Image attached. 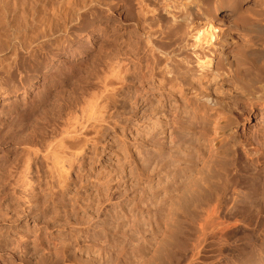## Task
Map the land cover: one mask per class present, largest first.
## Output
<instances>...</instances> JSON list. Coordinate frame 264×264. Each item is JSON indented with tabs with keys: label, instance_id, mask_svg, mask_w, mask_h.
<instances>
[{
	"label": "rangeland",
	"instance_id": "374dc122",
	"mask_svg": "<svg viewBox=\"0 0 264 264\" xmlns=\"http://www.w3.org/2000/svg\"><path fill=\"white\" fill-rule=\"evenodd\" d=\"M21 1L0 0V189L17 193L0 194V264H20L23 245L26 264H264V102L226 118L146 77L143 59L97 72L88 31L43 57ZM214 205L224 233L201 228Z\"/></svg>",
	"mask_w": 264,
	"mask_h": 264
},
{
	"label": "bare ground",
	"instance_id": "6f19581e",
	"mask_svg": "<svg viewBox=\"0 0 264 264\" xmlns=\"http://www.w3.org/2000/svg\"><path fill=\"white\" fill-rule=\"evenodd\" d=\"M22 1V4H25V1ZM28 1L26 4L29 3V12H25L30 15V23L28 24L27 21L25 24L31 30V40L38 42V45H46L49 48L58 47L59 51H66L71 43L73 44L85 32L94 33L98 47L94 56L96 59L94 64H97L94 69L97 67L99 69L97 72H100L102 67H108L110 74L113 75L115 73L112 69L113 64L120 57L143 59L146 77H160L161 80L172 84L173 88L184 94L187 93L195 103L203 105L208 110H213L215 115L221 113L225 117L226 112L233 109V103L235 104L233 107L237 108L241 103L254 105L264 102V73H260L258 69V73L253 72L259 62L258 68L264 64L261 63L264 62V11L258 17L246 15L244 12L247 8L242 11L241 0ZM246 2L248 1H244ZM26 4L21 6H26ZM46 46L42 49L48 48ZM128 47L132 48L130 53H128ZM49 48L45 51L40 49L42 51L40 54L43 57L49 56L52 52ZM34 60L36 68L40 63L39 60ZM120 71L119 76L120 74L125 76L128 72L124 68ZM113 83L111 80L103 83L104 90L101 87L102 92L99 94L101 98L104 97V93L112 94L113 91H118L117 85ZM121 87H118L120 91L124 86ZM64 145L65 140L62 137L59 142L50 145L49 149L57 151L58 148L64 149ZM30 161L25 162L28 163L24 167L27 171ZM57 171L61 175V169ZM8 175L5 177H9ZM10 178H8L9 182ZM25 182H21L24 183L23 188L31 185ZM8 187V192L12 191L11 195L2 194L1 191L5 190L2 187L0 194L7 197L9 195L13 201L17 193L14 188L10 190ZM26 192L24 190L23 193ZM220 199L219 196L216 198L217 201ZM11 201L6 206L9 209L12 208ZM219 212L220 207L214 205L201 228L205 230L206 225L212 223L217 230L224 233L228 228L227 217L226 215L220 217ZM28 253L27 246L23 245L18 257L20 264H26ZM12 255L16 256L14 253Z\"/></svg>",
	"mask_w": 264,
	"mask_h": 264
}]
</instances>
